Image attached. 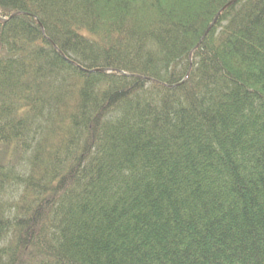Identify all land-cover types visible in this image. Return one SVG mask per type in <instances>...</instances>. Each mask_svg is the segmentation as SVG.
Segmentation results:
<instances>
[{"label": "trees", "instance_id": "obj_1", "mask_svg": "<svg viewBox=\"0 0 264 264\" xmlns=\"http://www.w3.org/2000/svg\"><path fill=\"white\" fill-rule=\"evenodd\" d=\"M229 3L0 0V264H264V0Z\"/></svg>", "mask_w": 264, "mask_h": 264}, {"label": "bare ground", "instance_id": "obj_2", "mask_svg": "<svg viewBox=\"0 0 264 264\" xmlns=\"http://www.w3.org/2000/svg\"><path fill=\"white\" fill-rule=\"evenodd\" d=\"M235 1H236V0H231V3H232V2H235ZM231 3H229V5H230ZM213 25H214V23L211 25V27H212ZM211 27L208 29V31L211 29ZM208 31L205 32V35H207Z\"/></svg>", "mask_w": 264, "mask_h": 264}, {"label": "water", "instance_id": "obj_3", "mask_svg": "<svg viewBox=\"0 0 264 264\" xmlns=\"http://www.w3.org/2000/svg\"><path fill=\"white\" fill-rule=\"evenodd\" d=\"M100 71V70H99Z\"/></svg>", "mask_w": 264, "mask_h": 264}]
</instances>
